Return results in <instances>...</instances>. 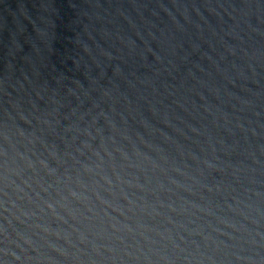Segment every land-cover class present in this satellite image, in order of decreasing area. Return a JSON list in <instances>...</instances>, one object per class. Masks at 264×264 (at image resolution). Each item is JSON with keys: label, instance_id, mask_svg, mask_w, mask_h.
Returning <instances> with one entry per match:
<instances>
[{"label": "water", "instance_id": "1", "mask_svg": "<svg viewBox=\"0 0 264 264\" xmlns=\"http://www.w3.org/2000/svg\"><path fill=\"white\" fill-rule=\"evenodd\" d=\"M0 264H264V0H0Z\"/></svg>", "mask_w": 264, "mask_h": 264}]
</instances>
